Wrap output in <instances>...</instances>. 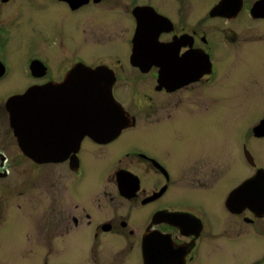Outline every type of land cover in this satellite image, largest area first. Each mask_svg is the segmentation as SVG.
<instances>
[{
  "label": "flooded vegetation",
  "instance_id": "1",
  "mask_svg": "<svg viewBox=\"0 0 264 264\" xmlns=\"http://www.w3.org/2000/svg\"><path fill=\"white\" fill-rule=\"evenodd\" d=\"M30 21L39 40L8 49ZM225 65L233 104L263 97L264 0H0V264L264 263V111L222 123ZM88 72L111 83L120 132L93 135ZM33 90L28 143L55 161L11 127L7 105Z\"/></svg>",
  "mask_w": 264,
  "mask_h": 264
},
{
  "label": "water",
  "instance_id": "2",
  "mask_svg": "<svg viewBox=\"0 0 264 264\" xmlns=\"http://www.w3.org/2000/svg\"><path fill=\"white\" fill-rule=\"evenodd\" d=\"M81 76V75H79ZM88 77L89 81L94 84L92 89H88V92H92V96L88 97V103L93 106V122H94V136L98 137L97 132L101 130L108 131V133L120 132L124 127L127 117L123 109L113 100L111 94V83L104 74L97 72H88L83 74ZM86 92V89H78V92ZM41 96L42 91L33 90L24 95L13 97L7 105L10 113V123L14 131V135L17 139L19 148L31 155L37 161H55L61 158L62 152H51L39 150V147L32 143L29 144V140H37L38 134L28 132H38L41 129L40 109H41ZM84 98L86 96L84 95ZM103 127H99V125ZM109 133V134H110ZM45 154V155H44ZM264 180V176H263ZM251 182L243 183L239 188L234 191L232 197L238 198V206H245L247 200L245 198L247 186ZM256 196V193L254 195ZM258 198L254 202L261 204V208L264 206V202H259ZM230 202L228 201V207L230 208Z\"/></svg>",
  "mask_w": 264,
  "mask_h": 264
},
{
  "label": "rangeland",
  "instance_id": "3",
  "mask_svg": "<svg viewBox=\"0 0 264 264\" xmlns=\"http://www.w3.org/2000/svg\"><path fill=\"white\" fill-rule=\"evenodd\" d=\"M12 1L13 4L15 3L17 5V7H25L26 3L29 0H12ZM19 2H23V3H19ZM38 31L39 29H37L36 25L30 21V23L25 28V32L19 38L13 36L12 41L8 44V49L10 50L13 49L20 53L26 51L29 47H33L35 45V42L39 40ZM120 35H122V32L120 33ZM231 57L233 59L232 53H231ZM248 58L249 56H247V59ZM244 65L245 67L249 68L252 64L250 61H247L245 62ZM225 66L228 67L227 71L223 72L224 75L222 76V78L219 79L215 85H213L214 89L216 87H219L221 91V92L219 91L220 94L226 99V102H229V103L224 102L221 106L217 107V110L220 113V117H222V123L223 124L226 123L228 124V126H231L232 121L233 123H235L236 121V118L234 119V116H239L245 112H248L247 117H249V119L252 120L256 116L255 114L264 111V93H263V97L259 98V100L256 101L255 104L253 105H248L247 103L245 104L242 103L237 105L233 104L236 99L235 94L238 92V84H239L238 74L234 67H230L229 65H225ZM239 102H242V100L239 99ZM239 124L241 125L240 122ZM245 124L246 122L244 123V125ZM220 131H222V128H220ZM262 162L264 163V158H262ZM223 164L225 163L223 162ZM94 168H95V172L93 171L91 172L95 174H99V168L95 166ZM60 170H62V168H56L52 170L51 175H49V177H56ZM263 251L264 248H262V250L259 251L258 253L260 252L262 253ZM258 253L253 252V255L256 256ZM243 255H245V251H243Z\"/></svg>",
  "mask_w": 264,
  "mask_h": 264
}]
</instances>
